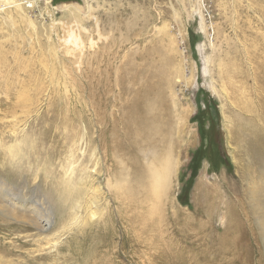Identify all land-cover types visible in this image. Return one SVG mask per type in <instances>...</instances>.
Masks as SVG:
<instances>
[{
  "label": "rangeland",
  "instance_id": "374dc122",
  "mask_svg": "<svg viewBox=\"0 0 264 264\" xmlns=\"http://www.w3.org/2000/svg\"><path fill=\"white\" fill-rule=\"evenodd\" d=\"M49 1L25 0L28 9L19 14L0 0V264H92L94 257L100 264L109 245L110 264H159L146 244L160 230L163 237L173 231L185 264H227L233 255L222 253L226 243L239 258L231 264H264V146L252 141L258 128L264 142V0ZM132 97L161 105V134L169 135L170 182L158 212L149 200L140 209L144 224L120 221L112 191L133 181L114 151V170L111 160L96 167L108 222L113 218L117 229L108 232L99 218L56 253L37 255L36 216L13 208L3 194L43 207L47 236L76 211L84 215L69 189L87 179L83 165H94L87 138L94 147ZM23 137L22 150H14ZM146 162L137 160L141 168ZM122 199L129 202L126 194ZM156 215L161 229L151 225ZM134 233L152 240L137 244Z\"/></svg>",
  "mask_w": 264,
  "mask_h": 264
},
{
  "label": "bare ground",
  "instance_id": "6f19581e",
  "mask_svg": "<svg viewBox=\"0 0 264 264\" xmlns=\"http://www.w3.org/2000/svg\"><path fill=\"white\" fill-rule=\"evenodd\" d=\"M1 1L2 3L14 4L16 6V11L19 14H22L23 12L26 11V9H28V7L25 5V0H1ZM30 2H31V7H33L36 4V1H30ZM49 2H50L49 0H44V5H48ZM86 3H88V0H86ZM73 5L74 4L72 3H66V2L62 4L63 7H68ZM220 92H221V96L224 97L225 100L229 98L228 94L230 93L227 91V88H225L224 84L223 86H221ZM105 100H107L106 103L107 106L110 105V103L112 102V99L111 100L105 99ZM160 106L161 105H159L157 101L152 98L142 99L141 97H139L138 99H135L134 97H132L128 100L126 99L124 100V102H122L121 105L122 108L123 107L125 108L123 113H121L123 116L119 117L116 123L113 122L111 124L110 128L108 129L109 132L101 131L99 133L98 135L99 140H97L96 145L94 147H93L94 139L92 137L87 138V142L90 144L89 148L91 150L92 158L95 159L94 165L92 168H88L87 166L83 165L81 169L83 170V174L85 170L87 171V179H85L84 183H79V182L73 183L69 189L70 192L73 191L74 194H76V197L74 199L78 198L75 202L76 208L81 206L84 207L85 214L82 215L81 212L76 211L72 216L71 222H69L66 226H63L62 229L55 231L51 236H47V234H42L46 232L47 229H49L51 223L49 218L44 217L42 213L43 207H41L37 202L33 201V199L30 198H23L22 196L20 197L19 195L12 196V195H6L5 193L3 194V198L7 201V203L9 201L10 206H12L13 208L20 207L27 209L31 211V213H33V216H36V219L33 220L34 221L33 226L39 230L38 235L40 236V238L36 239L38 245L36 244V249L34 250L37 255H42V254L49 255L52 253H56L59 250V246L66 243L67 239H70L72 234L74 235L73 237L76 238L77 237L76 233H78V231L85 232L86 230L85 227L93 226L99 218L104 219L103 221L105 223L108 222L109 212L108 209L105 208V206L103 207V201H102V199L105 198L106 192L104 187L99 182V178L102 176L101 169L96 166H100L102 163L111 160L112 161L111 166L112 169L114 170L115 161L114 158L111 157L114 151H117L115 155L118 153V155L122 158L125 165L127 164L131 167L130 170L132 171L131 181H133L132 184L133 186L129 185L128 187H124L122 183H116L114 186L115 188L112 191V195H114L117 198L116 200L118 202L120 201L119 203L121 204L120 221L124 223L125 220L129 222L134 218H136L135 220L138 219L139 221H141L142 224H144L145 216L142 214L140 209L142 207H145L147 201L149 200H152L153 211L158 212L157 210L160 208L162 196L167 195L168 183L170 182L169 177L171 174V163H172L171 151H170L171 144L168 138L169 135L165 133L164 135L161 134L165 128L164 126L161 125L162 122L160 121V114L162 112L159 110ZM97 110L98 112L100 111L102 113H105L101 109V105L97 107ZM229 122L231 123L232 119L229 118ZM255 130L256 132L254 133V138H252V141L262 143L264 146V142L262 140H259L260 139L259 137L263 133L257 132L260 131V129L258 128ZM24 134L25 133L23 132L22 135ZM24 139L25 137H23L17 145L13 146L15 148L14 150L16 151L22 150L21 146L24 143ZM165 143L168 144V146H165L166 145ZM96 149L100 150V152L104 154L103 158H101V156L95 153ZM83 154L84 152L81 155L82 157ZM162 154L164 155L162 156ZM141 157H146L148 158V160H150V162H146L145 165H142V168L139 167V164L137 163V160ZM119 168L120 167L118 162L116 164L117 170L116 172L114 171L116 175L122 173L119 171ZM74 170L75 168L72 167L70 171L65 174L66 177H68V179H72V176L74 175ZM126 176L123 178V180L127 181ZM81 178L83 179V177ZM80 186L84 190V196L82 198H81ZM137 191L140 192V195H137ZM123 194L128 195L129 202H126L124 201V199H122ZM106 203L107 202H105V204ZM125 211L126 213L128 211H131L130 212L131 215L127 216ZM173 214H176V212L174 211ZM156 216L154 217L153 223H151V225L152 227L155 228L153 224H158V228L157 227L156 228L161 229L162 219L160 218V216L157 217ZM112 220L113 218L106 225H104V229H106L108 232H114L117 229L114 226H112L113 223ZM128 225L132 227L131 223ZM159 232H160V237L158 231L157 232L155 231L154 238H152L153 235L151 236V238L154 239L157 243L153 241V242H149V244H146L147 247L150 246L149 249H151L150 252L153 257L152 260L155 259V261H158L159 264H185L186 262L180 256V252H181L180 247L174 245L175 243L172 242L173 231L170 234H168L167 237H163L164 235H162L161 230ZM105 235H107V233H105ZM134 235L136 234L134 233ZM140 236L141 233L133 237L135 243L144 244L152 240V239H145L144 242L142 239H140ZM231 238L234 240H238V235L233 230H232ZM222 240H223L222 243H224V238L221 236L220 241ZM123 242L126 243V241ZM125 243L123 244L122 247L125 246ZM228 243H230V241H228ZM225 245H228V248L225 247L224 250H222V253H229L233 255L232 258L229 261H227V264H231L234 261H238L239 258H237V256L235 257L236 251L234 253L231 251V248L233 247L227 243ZM117 246L116 243L115 245H112L114 249L117 248ZM108 247L109 250L111 249L110 245L107 246V248L104 249L105 253H103L101 256L105 258L107 261L101 259L99 260L100 264H110L108 262L110 261V259L106 258ZM112 255L114 256V258H118L117 256H119V253ZM92 260L94 261L92 262V264H98V261L95 257ZM118 262L119 264H126L121 262L120 260H118ZM111 263L116 264L114 260H111Z\"/></svg>",
  "mask_w": 264,
  "mask_h": 264
}]
</instances>
